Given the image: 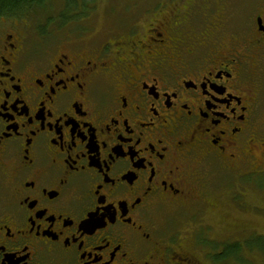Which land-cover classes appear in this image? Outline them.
Masks as SVG:
<instances>
[{"label":"flooded vegetation","instance_id":"af4514ba","mask_svg":"<svg viewBox=\"0 0 264 264\" xmlns=\"http://www.w3.org/2000/svg\"><path fill=\"white\" fill-rule=\"evenodd\" d=\"M146 1L106 33L0 16V264H237L218 228H251L226 208L264 180V0L241 32L236 2Z\"/></svg>","mask_w":264,"mask_h":264},{"label":"rangeland","instance_id":"374dc122","mask_svg":"<svg viewBox=\"0 0 264 264\" xmlns=\"http://www.w3.org/2000/svg\"><path fill=\"white\" fill-rule=\"evenodd\" d=\"M123 0H101L98 2L97 6L94 8L88 6L85 12V18L79 24H71L67 27L66 32L60 33L62 35L68 33H81V32H101L106 33L110 28L109 25L115 28L125 27L127 22L131 20L133 15H135L137 8L133 7L129 10L130 4H125L121 2ZM165 0H147L145 5H141L146 9L153 7H158L160 3ZM181 1V0H177ZM229 2L237 3L238 9L236 14H238V31H245L244 28L247 23H250L253 12L244 14V10L253 11L257 8L256 14L259 13L258 10L261 7L262 0H229ZM181 3V2H180ZM235 7H232V12ZM139 10V9H138ZM255 15L254 17H256ZM242 23V24H241ZM242 25V26H241ZM244 28V29H243ZM92 34V33H91ZM54 43V42H53ZM224 181H227V177H223ZM229 182L223 184V186L228 185ZM263 181V182H262ZM256 181L253 186L249 187V194L245 201L251 208L249 213L244 208H235L234 210H226L232 215V218H237L243 223L249 224L251 228L246 229L239 227L238 230L232 229V231L225 232L221 228H218V238L224 240L226 243H231L232 241L238 242L237 247V264H264V180ZM233 182V180H232ZM230 192L228 190H224ZM233 199V197H232ZM242 199H234V203L237 201L241 202ZM245 202H242L245 204ZM250 202V203H248ZM254 205V207H252ZM248 228V227H247ZM244 244L243 248L241 244ZM240 247V248H239Z\"/></svg>","mask_w":264,"mask_h":264},{"label":"trees","instance_id":"16d2710c","mask_svg":"<svg viewBox=\"0 0 264 264\" xmlns=\"http://www.w3.org/2000/svg\"><path fill=\"white\" fill-rule=\"evenodd\" d=\"M101 0H0V16L28 14L31 31L41 34L66 32L69 25L81 23L86 8ZM123 0L121 2H125ZM240 248V247H239Z\"/></svg>","mask_w":264,"mask_h":264}]
</instances>
